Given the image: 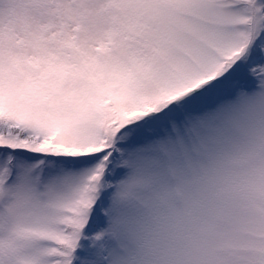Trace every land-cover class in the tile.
Returning <instances> with one entry per match:
<instances>
[{
    "label": "snow or ice",
    "instance_id": "snow-or-ice-1",
    "mask_svg": "<svg viewBox=\"0 0 264 264\" xmlns=\"http://www.w3.org/2000/svg\"><path fill=\"white\" fill-rule=\"evenodd\" d=\"M0 264H264V0H0Z\"/></svg>",
    "mask_w": 264,
    "mask_h": 264
}]
</instances>
